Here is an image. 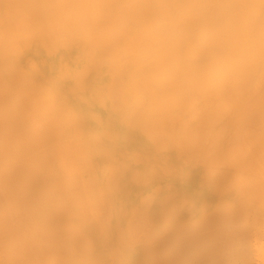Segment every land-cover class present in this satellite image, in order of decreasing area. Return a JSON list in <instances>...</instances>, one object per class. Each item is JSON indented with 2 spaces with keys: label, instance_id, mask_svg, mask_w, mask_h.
Segmentation results:
<instances>
[{
  "label": "clouds",
  "instance_id": "obj_1",
  "mask_svg": "<svg viewBox=\"0 0 264 264\" xmlns=\"http://www.w3.org/2000/svg\"><path fill=\"white\" fill-rule=\"evenodd\" d=\"M0 264H264V0H0Z\"/></svg>",
  "mask_w": 264,
  "mask_h": 264
}]
</instances>
